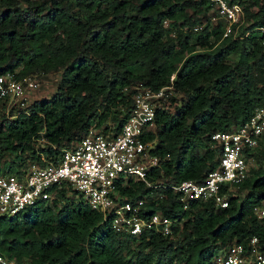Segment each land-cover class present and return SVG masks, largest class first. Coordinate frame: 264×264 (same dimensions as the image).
Wrapping results in <instances>:
<instances>
[{"label":"trees","instance_id":"1","mask_svg":"<svg viewBox=\"0 0 264 264\" xmlns=\"http://www.w3.org/2000/svg\"><path fill=\"white\" fill-rule=\"evenodd\" d=\"M227 1L243 11L237 37L222 36L221 19L199 18L208 0H0V75L60 74L49 96L0 109V173L56 162L108 119L103 131H118L131 87L156 90L174 75L173 94L144 136L159 159L146 178L161 185L129 178L119 186L125 200L144 199L141 216L172 219L171 235L152 227L118 234L64 183L51 187L49 201L0 217V254L16 264H213L212 255L230 242L248 246L255 236L264 249V224L251 213L264 198V136L250 155L260 164L234 188L241 194L227 192L226 207L209 198L183 208L168 188L202 182L218 165L220 148L210 135L241 125L264 105V0Z\"/></svg>","mask_w":264,"mask_h":264},{"label":"built area","instance_id":"2","mask_svg":"<svg viewBox=\"0 0 264 264\" xmlns=\"http://www.w3.org/2000/svg\"><path fill=\"white\" fill-rule=\"evenodd\" d=\"M210 9L223 22L222 36L237 37L243 22V11L236 2L208 0ZM264 31V27L259 28ZM156 90L135 84L130 89V108L118 131L109 126L105 131L92 125L69 148L62 151L56 162L44 166L30 165L22 174L0 173V217L17 214L36 200H50L53 186L68 184L82 196L92 210L109 218L112 229L118 234L138 236L145 228H154L163 235H171L172 219L158 212L140 215L144 199L130 202L119 194V186L129 178L140 180L148 186L161 182L146 178L148 170L159 163L151 155L152 140L144 139L154 128V115L164 107L173 94L172 79ZM34 77L18 80L13 73L0 75V104L16 102L25 104L26 93L37 86ZM129 87H125L126 91ZM264 136V105H257L250 117L241 125L210 135L213 145H218V165L210 170L203 181L190 179L168 185L178 195L182 207L190 201L213 199L216 206L226 207V194L237 187L249 174V160ZM157 183V184H155ZM222 187L224 190L222 191ZM251 213L264 224V198L252 205ZM257 238L249 239L248 246L230 242L211 257L213 264H264V249L256 247ZM0 264H16L0 254Z\"/></svg>","mask_w":264,"mask_h":264},{"label":"rangeland","instance_id":"3","mask_svg":"<svg viewBox=\"0 0 264 264\" xmlns=\"http://www.w3.org/2000/svg\"><path fill=\"white\" fill-rule=\"evenodd\" d=\"M199 18L204 22L209 21L211 24H215V22L218 20L215 12L211 9L205 10L204 13H201L199 15ZM245 22H246V20L243 23L244 26H245ZM247 23H248V21H247ZM198 26H200V25H198ZM59 77H60L59 72H50L43 77L42 76L41 77H34L38 81V83L34 89L27 91L26 98L24 101L25 105L28 104L33 99L43 98V97L49 96L55 90L57 82L59 80ZM177 97H179V95H177ZM18 105L19 104L16 102H11L10 104H7V105L3 104L2 108H0V109L3 112L9 113L10 109H12V111H13V109L16 108ZM110 122L111 121L109 119L107 121H104L102 123V125H100V128H103V126L105 124H107V123L109 124ZM260 162L261 161L258 158L251 157V159L249 160V163H248V165H249L248 167L249 168H256L260 164ZM235 194H241V193L239 191H237L236 189L229 191V195L233 196ZM70 195H71V193H70ZM77 196L78 195L74 194L75 199H77Z\"/></svg>","mask_w":264,"mask_h":264}]
</instances>
